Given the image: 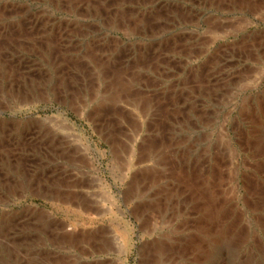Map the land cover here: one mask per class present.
Masks as SVG:
<instances>
[{
  "label": "rangeland",
  "instance_id": "1",
  "mask_svg": "<svg viewBox=\"0 0 264 264\" xmlns=\"http://www.w3.org/2000/svg\"><path fill=\"white\" fill-rule=\"evenodd\" d=\"M102 2L118 17L95 15ZM15 21L73 44L86 81L64 99L68 68L44 60L42 34L13 78L0 57V150L35 137L51 148L25 163L0 154V264H264V0H0V34ZM156 51L171 70L133 69L126 94L99 75L101 54L119 67Z\"/></svg>",
  "mask_w": 264,
  "mask_h": 264
},
{
  "label": "bare ground",
  "instance_id": "2",
  "mask_svg": "<svg viewBox=\"0 0 264 264\" xmlns=\"http://www.w3.org/2000/svg\"><path fill=\"white\" fill-rule=\"evenodd\" d=\"M246 2H248L249 0H245ZM251 1V0H250ZM89 6V5H88ZM5 9V8H4ZM104 9V11H105V14L103 13V10ZM91 11H94L95 13V15H100V16H102V17H104L103 16V14L106 16V17H108L109 18V20H111L112 18H113V16L114 17H118V14H119V12L118 11H115V12H113L112 13V10L110 9V7H109V4H107L106 5V2H102L101 3V5L100 6H94V7H92V10ZM114 14V15H113ZM160 20L161 19H159V18H154V23H159L160 22ZM36 21V20H35ZM22 24V23H21ZM18 21L16 22L15 21V23H10V25H11V29H9V28H5V30H4V32H3V30H2V33L0 34V57L2 58V59H5L6 60V62H8L9 63V66H7L6 68H8L9 69V67H10V75H11V77L13 78L14 77V75H16V73H18V70H16V69H18V68H21L20 66L19 67H17L16 65H14L15 64V60L16 59H19V60H21V56H20V54H23V56L24 57H26L27 58V56H26V54L27 55H35L36 53H35V50H37V43H39V38H38V36L39 35H41L42 34V38H40L41 40H43V39H45V40H43V43L45 44L44 45V54H45V56H44V60L47 62V63H50V64H52V66H54L55 67V69H56V71L57 72H59L60 71V69L62 70V68H63V66L64 65H66V68H68V72L66 73V74H64V75H61L60 74V76H59V78L61 77V83H62V85H61V88H60V93H63V94H65V96H66V98H64L65 100L66 99H68V98H75V97H77V95H79V93H82V92H84V91H81V86H82V83L83 82H85L86 80H85V75L83 74V76H81V77H79V71L82 73V71L84 72L85 71V68H83L84 66H82L83 64H82V61H83V59L84 60H86L85 58H80V57H78V58H74L72 55H70V51L68 50V48H70V46L72 45L73 46V44H71V45H69V46H59L58 45V43L57 42H60V41H57V40H54V37H55V33H54V31L52 30V33H48L47 32V28H44L45 29V31L44 30H42V31H39L38 29L39 28H37V25H38V23L37 22H30V25L29 26H27L26 28L25 27H23L22 25H21ZM14 28H17V30L19 31V33H14L13 32V29ZM14 30H16V29H14ZM64 43V42H63ZM71 43V42H70ZM40 45V44H39ZM91 46V45H90ZM74 47V46H73ZM92 47H93V45H92ZM27 48V49H26ZM39 48V47H38ZM72 48V47H71ZM89 48V47H88ZM91 48V47H90ZM43 49V48H42ZM38 51V50H37ZM36 51V52H37ZM43 52V51H42ZM91 52V51H90ZM94 52V51H93ZM102 53H103V51H102ZM39 54H40V52H39ZM92 55V54H91ZM99 54L97 53H95V56L96 57H99L100 56V58H101V60H102V64L101 65H97V67H98V72H99V75L101 74V73H103L104 74V76L108 79L107 80V84H109L108 86L112 89V91H115V92H119V93H124V94H126L129 90H130V88H131V85L134 83V82H137V81H139V77H137L138 75H137V73L139 72V71H136V70H134L135 72H137L136 74L135 73H133V69H137V70H140V68H143L144 66H149V67H151V68H149V69H153V68H155L156 70H159V71H161V70H164V63H162L163 62V60H164V62H167L166 63V66L168 67V70H169V67L171 66L169 63H170V61L169 60H166L165 58H164V55L162 54V53H158V51H156L155 52V56L152 58V61H151V63H149L148 61H149V58H144V56L143 55H140L142 58H143V62H141V64H139L140 62L139 61H136L135 62V64H132L131 62H130V60L128 59H126L125 61H122V64L121 65H119V67L117 66V64H118V61H117V58H116V55H113V54H101V55H99ZM121 55V54H120ZM43 56V55H42ZM129 57V56H128ZM127 58V57H126ZM23 61H24V59H23ZM93 61V60H92ZM95 61H97V60H95ZM99 62V61H98ZM139 62V63H138ZM80 63V64H79ZM100 63V62H99ZM49 64V65H50ZM95 64H97V63H95ZM95 64H94V66H95ZM22 65V64H21ZM25 66V65H24ZM29 67V66H28ZM89 67H91V66H89ZM96 67V66H95ZM33 68H34V66H30L29 67V74L28 75H25L24 76V74H26L25 72H23L22 74H23V76H21V80H23V81H21V84H23L24 86H27L29 83H31V82H34V81H36V80H31L32 78H31V73L33 72ZM99 68H100V71H99ZM157 68H159V69H157ZM161 68V69H160ZM88 69V68H87ZM173 69V68H172ZM20 70V69H19ZM24 70V69H23ZM35 70V69H34ZM171 70V69H170ZM169 70V71H170ZM64 71V70H63ZM132 71V72H131ZM189 71V70H188ZM61 73V72H60ZM132 73H133V75H132ZM170 73V72H169ZM168 73V74H169ZM138 74H140V73H138ZM199 74V73H198ZM21 75V74H20ZM19 75V76H20ZM199 77V76H198ZM33 78H35V77H33ZM196 78V77H195ZM31 80V81H27V80ZM38 79V78H37ZM106 82V81H105ZM204 80L203 79H199L198 78V80H196L195 79V81H194V85H196V87L197 86H199V90L201 89V88H203L204 87ZM67 83V84H66ZM22 85V86H23ZM29 86V85H28ZM31 86V85H30ZM62 86H64V87H62ZM29 88V87H28ZM187 88V87H186ZM24 90V89H23ZM111 91V90H110ZM26 92L27 93H32V92H34V90H32V89H28V90H26ZM200 92H202L201 90H200ZM144 93V92H143ZM116 95V94H115ZM136 96V97H135ZM134 97L135 98H137V97H139V99L137 100V101H139V100H141V99H147V100H150L151 99V97H150V95L149 94H147V96H145L144 94H143V96L142 95H139V93L138 94H136V95H134ZM156 97V96H155ZM176 98H177V96H175ZM156 98H158L159 100H160V96L158 95ZM154 99V98H153ZM152 99V100H153ZM151 100V101H152ZM71 101V100H70ZM135 101V100H134ZM136 102V101H135ZM172 102H173V105H172V108H174L175 110H176V112H179L180 113V109L178 108V103H177V101H176V99L173 97L172 98ZM72 103V102H71ZM194 103V102H193ZM69 105V104H68ZM110 105V104H109ZM195 106V105H194ZM194 106L191 104V109H193L194 108ZM191 109H189L190 110V112H192V110ZM94 110V109H93ZM109 119H110V117H108V119L105 117V126L106 127H109V131L110 132H113V131H115L116 130V128H112V124L109 122ZM109 132V133H110ZM161 132V129H160V125H155L154 126V134H156V136H155V138H152L151 139V141L153 140V142L154 143H156V142H160L161 140V136H162V132ZM17 134V133H16ZM0 135H2V134H0ZM4 135H6V134H4ZM8 136H9V134H8ZM14 136V135H13ZM12 136V137H13ZM36 136V135H35ZM154 136V135H153ZM24 137V136H23ZM26 138V137H25ZM38 138V137H37ZM37 138L35 137V138H32V139H30L26 144H24V145H21L20 143H16V142H13L12 140H9L8 142H7V145L5 144V146H7V147H5V146H1V150H0V154H3V152L4 153H6V151H11L12 152V154H13V157H12V155L11 154H7V158H6V160L7 161H11L10 160V157L11 158H13V159H16V160H21L22 158V161L24 160V158H27V155L26 154H35L36 152L37 153H40L39 151H37V150H40L41 151V148H46L47 149V147H48V145H47V147L45 146V145H43V143H41V141H39V139L37 140ZM1 140H3L2 138L0 139V141ZM8 140V139H7ZM16 140V139H15ZM158 140H160V141H158ZM38 141L40 142V144L42 145H40L39 143H38ZM152 142V143H153ZM23 143V142H22ZM25 143V142H24ZM152 143H151V145L150 146H152ZM4 145V144H3ZM157 145V144H156ZM158 145H160V144H158ZM31 147V149L32 150H28L30 147ZM156 147V146H155ZM49 149H51L50 147H48ZM157 148V147H156ZM159 149H161L160 147H158V150ZM139 150V149H138ZM157 150V151H158ZM47 151H49L48 149H47ZM143 151V150H142ZM145 151V150H144ZM150 152L149 153H147V154H152V151H154V152H156L155 150H149ZM46 152V151H45ZM44 152V153H45ZM51 152V151H50ZM148 152V151H147ZM16 153H18V154H16ZM42 153V152H41ZM52 153V152H51ZM160 154L162 153V149L160 150V152H159ZM46 154H47V152H46ZM49 154V153H48ZM53 154V153H52ZM37 155V154H36ZM2 156V155H1ZM0 156V157H1ZM4 156H6V155H4ZM22 156V157H21ZM42 158V157H41ZM37 159V158H36ZM39 160V159H38ZM33 162V161H32ZM23 163H25L24 161H23ZM21 166H22V163H19ZM40 164V163H39ZM41 165V164H40ZM48 165V164H47ZM38 166V165H37ZM36 169V168H35ZM39 170V169H38ZM49 170V169H48ZM201 170V169H200ZM37 173V172H36ZM45 174V176H46V173H44ZM203 174V173H202ZM51 175H53V174H51ZM44 176V175H43ZM41 177V176H40ZM53 178H54V176H53ZM203 178V177H202ZM44 179V178H43ZM49 178H47V180H48ZM39 182H41V181H39ZM43 182V181H42ZM46 187H47V185H46ZM173 190V189H172ZM174 193H173V195L174 194H176V198H178L177 200H178V202H179V204L180 205H182V203L185 205V202H184V200H182V202H181V196L178 194V191H177V189L176 190H174L173 191ZM182 194V193H181ZM172 195V194H171ZM175 196V195H174ZM211 197V196H210ZM209 202V201H208ZM177 205V204H176ZM181 207V206H180ZM175 209V208H174ZM177 210V209H176ZM179 210H180V208H179ZM183 211V210H182ZM183 222V221H182ZM219 222V221H218ZM183 224V223H182ZM212 224V223H211ZM179 227H180V223H179V225H178ZM181 228H184V226H182ZM218 228V227H217ZM180 229V228H179ZM181 230V229H180ZM221 230V232H218V234L217 235H219V237L221 236V240L223 241V240H225L226 238H229V237H232V239L231 238H229V239H227V240H229V241H227L230 245H234V247H235V243H238V242H236L237 241V237H236V235H234L233 234V236L231 235V236H229L228 235V233H227V231L226 230H222V229H220ZM75 232V231H74ZM99 232V231H98ZM76 233H80V234H82L83 235V239H82V242L83 243H88L89 242V239L87 240L86 238H88L87 236L89 235V233H87L85 230L84 231H77ZM1 235V234H0ZM72 235H74L75 236V234L74 233H72ZM219 239V238H218ZM187 239H184V237L183 236H180L179 238H177V239H175L172 243H171V246H170V253H172V254H174V255H178L179 256V250H178V248H179V246L181 245V243L183 242H185ZM236 240V241H235ZM88 241V242H87ZM98 241V240H97ZM226 241V240H225ZM186 243H188V242H186ZM2 244L5 246V247H11V245L9 244V242H7V241H2ZM185 244V243H184ZM218 244H219V242H218ZM226 244V243H225ZM228 244V245H229ZM237 246V245H236ZM228 247V246H227ZM232 248V247H231ZM229 250V249H228ZM212 253V252H211ZM234 256H236V255H234ZM227 258V257H226Z\"/></svg>",
  "mask_w": 264,
  "mask_h": 264
}]
</instances>
